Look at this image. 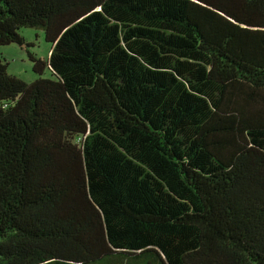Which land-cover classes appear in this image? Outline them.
Here are the masks:
<instances>
[{"label":"trees","instance_id":"trees-1","mask_svg":"<svg viewBox=\"0 0 264 264\" xmlns=\"http://www.w3.org/2000/svg\"><path fill=\"white\" fill-rule=\"evenodd\" d=\"M0 264H264V0H0Z\"/></svg>","mask_w":264,"mask_h":264},{"label":"rangeland","instance_id":"rangeland-1","mask_svg":"<svg viewBox=\"0 0 264 264\" xmlns=\"http://www.w3.org/2000/svg\"><path fill=\"white\" fill-rule=\"evenodd\" d=\"M18 34L23 38V45L0 46V60L5 64L6 73L24 83H31L40 77L52 78L46 66L43 68L41 75L33 72L32 63L29 60V56H32L36 60L46 61L51 45L45 42L43 32L35 28H20ZM107 263L104 261L103 264Z\"/></svg>","mask_w":264,"mask_h":264}]
</instances>
